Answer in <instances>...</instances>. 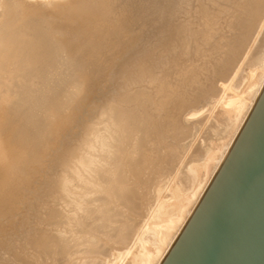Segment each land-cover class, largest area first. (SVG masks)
Listing matches in <instances>:
<instances>
[{
	"label": "bare ground",
	"instance_id": "1",
	"mask_svg": "<svg viewBox=\"0 0 264 264\" xmlns=\"http://www.w3.org/2000/svg\"><path fill=\"white\" fill-rule=\"evenodd\" d=\"M264 85V0H0V264H160Z\"/></svg>",
	"mask_w": 264,
	"mask_h": 264
},
{
	"label": "water",
	"instance_id": "2",
	"mask_svg": "<svg viewBox=\"0 0 264 264\" xmlns=\"http://www.w3.org/2000/svg\"><path fill=\"white\" fill-rule=\"evenodd\" d=\"M160 264H264V85Z\"/></svg>",
	"mask_w": 264,
	"mask_h": 264
}]
</instances>
